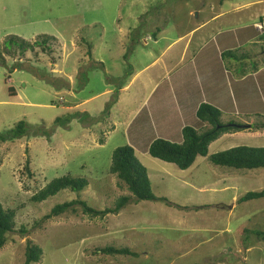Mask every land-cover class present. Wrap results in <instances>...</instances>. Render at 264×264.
Returning a JSON list of instances; mask_svg holds the SVG:
<instances>
[{"label":"rangeland","instance_id":"374dc122","mask_svg":"<svg viewBox=\"0 0 264 264\" xmlns=\"http://www.w3.org/2000/svg\"><path fill=\"white\" fill-rule=\"evenodd\" d=\"M236 5L246 10L233 13ZM216 12L226 14L214 21ZM259 15L264 0H0V46L10 36L28 43L43 36L56 41L48 42L50 51L34 47L5 57L0 66V135L20 121L32 133L41 131L0 143V205L15 212L0 264H23L27 241L42 250L36 264H264V241L254 237L264 230V199L238 203L244 194L264 190V169L234 170L209 161L230 148L264 147V129L223 134L187 170L147 153L155 139L181 142L182 121L171 110L170 96L151 95L152 87L221 31H235L217 36L234 60L232 69L251 72L260 66L264 31L252 32ZM185 36L191 43L182 56ZM158 57L162 60L151 64ZM139 69L137 81L128 82L126 76ZM224 97L220 121L243 124L237 115H243L242 107L233 113ZM237 104L252 107L244 113L253 120L249 126L262 122L264 84L246 89ZM124 146L146 169L152 195L172 205L129 201L103 218H88L76 206L40 222L56 205L79 200L102 211L130 196L109 173L112 151ZM66 175L88 185L79 193L63 190L42 203L31 201L51 180ZM105 246L127 247L134 256L95 251Z\"/></svg>","mask_w":264,"mask_h":264},{"label":"trees","instance_id":"16d2710c","mask_svg":"<svg viewBox=\"0 0 264 264\" xmlns=\"http://www.w3.org/2000/svg\"><path fill=\"white\" fill-rule=\"evenodd\" d=\"M156 32L158 33L159 31L157 30ZM43 37L39 41L33 43H28L18 37H7L0 46V66L5 65V57L14 58L16 53L22 56L27 50L32 51L34 47L40 48L42 52L45 50L50 51L51 48L48 46V42L55 41V38L49 36L45 38ZM226 53L231 55L229 51ZM18 64L19 63H16L13 68L16 69L19 66ZM98 64L102 67V63L98 62ZM128 76H130V73L126 77ZM8 91L10 95H14L13 88H9ZM219 117L220 112L217 109L208 104H201L196 111V118L200 123L208 126L206 130H195L188 126L182 128L181 142L179 144L171 143L162 139H155L147 148L148 155L162 162L173 164L179 170H187L193 164L196 157H206L210 144L219 139L223 134L244 130V127H236L235 125L247 126L244 123L237 124L234 122H221ZM259 118H262V116H259ZM55 122H58V119H56ZM252 127H255L256 130L264 129V119L259 124L251 125L248 128L252 129ZM40 132L41 131L36 130L35 133H32L28 130L27 125H25L23 121H20L14 126V128L6 131L3 135H0V143L13 141L25 135L35 136ZM100 143H102L101 140ZM209 161L215 166L234 170L264 169V147L256 148L239 146L230 148L226 151L210 156ZM109 173L114 175L131 194L128 197H120L114 208H106L102 211H98L88 207L82 201H70L54 206L40 222L50 220L68 212H73L76 206L80 207L81 214L88 218H103L106 215L117 214L127 203H129V201L136 203L143 201H161L165 202L168 206L172 205L165 201V199L156 198L152 195L147 171L137 161L131 147H119L112 151L110 156ZM87 185L88 183L84 179L73 178L69 175L62 176L53 179L46 184L31 197V201L33 203H42L63 190L79 193ZM259 199H264V190L248 192L238 199V203ZM175 207L178 208V206ZM14 218V211L3 209L0 205V250L7 244L9 235L14 232ZM18 233L24 234L25 231L21 229ZM254 237H257L260 241H264V230L255 231ZM95 251L109 256H134V253H132L127 247L115 248L113 246H105L98 250L95 249ZM41 257L42 250L34 243L27 241L23 264H36L41 260Z\"/></svg>","mask_w":264,"mask_h":264},{"label":"crops","instance_id":"0c3cea01","mask_svg":"<svg viewBox=\"0 0 264 264\" xmlns=\"http://www.w3.org/2000/svg\"><path fill=\"white\" fill-rule=\"evenodd\" d=\"M244 10H246V7L242 8L236 5V8L232 10V12L234 11L233 13L236 12V14H238L239 11L243 12ZM214 14L215 15L211 19L215 21L226 13L216 12ZM256 19L257 20L252 24V32L258 34V30L255 28V25L264 22V15H259L256 17ZM204 27L205 23H202L199 26L200 29ZM243 29H245V27H240L237 30L241 31ZM229 32L235 31L229 30ZM229 32L221 31L220 34L217 33L212 36L210 38V42L207 41V45L199 47L198 51L191 54L188 59H183L182 65L180 66L179 70H175L172 73L168 74L167 77H164V79L159 80L158 82L161 83L157 82L158 84H155L151 89L152 91H154L151 95L158 92V97L166 95L170 96L172 102L171 110H173L174 108L175 111L179 114V118L182 121V128L186 127V123L188 122H193V126L197 127L200 122L196 118V111L201 104H208L218 111L220 110L219 112H221L222 114L224 108L221 98L224 97V95L226 105H228L229 109H232V111L234 110L233 113H236V111L240 113L238 108L242 107L241 109L243 111V115L241 116L240 114H237L239 117H242V123H244L245 125L253 123L251 116H249V114H244L248 113L246 111H251L249 108L252 109V107L247 106L246 104H242L240 106L239 104H237V97H240V95L246 93V89H248L249 87L251 89L262 88L264 84V62L260 66H255L254 68H252L251 72L241 71L240 73H238L236 72L237 70L235 68L232 69L231 63L234 60L233 58H231V55H225L227 51H222L221 47L219 46V42H222L217 39V36H221ZM181 38L182 37H178L176 41L178 42ZM186 38V43L184 44L181 52L182 56H185L191 43L190 37ZM233 40L236 41V37L233 36ZM225 41L226 44L224 45L226 46L223 49L227 50L229 48V42L227 41V39H225ZM211 44H213V46H211ZM169 47L170 45L167 46V50L169 49ZM164 52L165 50L161 53V56H163ZM224 56H226V58ZM228 58L230 60H228ZM157 60L161 61L162 57H158L151 64H155ZM225 67H229L230 70L227 72L225 70ZM143 69H139L138 73L135 71L134 74H130L128 82H136L138 79L136 75L140 74ZM214 76L215 79L212 78ZM126 87H128V83ZM198 93L202 94L203 97H197V100L193 101V99H196L194 95ZM245 100L246 99H244V101ZM262 100L263 97H258V99H256V101L260 105H262ZM250 101L253 102L251 98Z\"/></svg>","mask_w":264,"mask_h":264},{"label":"built area","instance_id":"2783aa9c","mask_svg":"<svg viewBox=\"0 0 264 264\" xmlns=\"http://www.w3.org/2000/svg\"><path fill=\"white\" fill-rule=\"evenodd\" d=\"M255 28H256L258 31L263 32V31H264V22L255 25Z\"/></svg>","mask_w":264,"mask_h":264},{"label":"water","instance_id":"95a60500","mask_svg":"<svg viewBox=\"0 0 264 264\" xmlns=\"http://www.w3.org/2000/svg\"><path fill=\"white\" fill-rule=\"evenodd\" d=\"M235 126H236V127H241V128H242V127H249V125H248V126H238V125H235Z\"/></svg>","mask_w":264,"mask_h":264}]
</instances>
